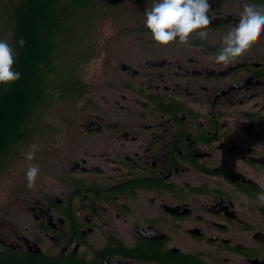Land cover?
Returning a JSON list of instances; mask_svg holds the SVG:
<instances>
[{"label":"flooded vegetation","instance_id":"af4514ba","mask_svg":"<svg viewBox=\"0 0 264 264\" xmlns=\"http://www.w3.org/2000/svg\"><path fill=\"white\" fill-rule=\"evenodd\" d=\"M210 2L206 39L162 47L153 0H121L129 57L68 133L41 130L35 185L0 201V264H264V35L217 64L243 0Z\"/></svg>","mask_w":264,"mask_h":264},{"label":"trees","instance_id":"16d2710c","mask_svg":"<svg viewBox=\"0 0 264 264\" xmlns=\"http://www.w3.org/2000/svg\"><path fill=\"white\" fill-rule=\"evenodd\" d=\"M120 6L121 0H0V38L16 47L15 67L22 73L18 82L0 86V174L12 165L28 168L18 156L36 142L41 118L58 101L88 93L84 39L95 27L96 11L115 14ZM20 37L23 48L16 44Z\"/></svg>","mask_w":264,"mask_h":264},{"label":"clouds","instance_id":"9594fccd","mask_svg":"<svg viewBox=\"0 0 264 264\" xmlns=\"http://www.w3.org/2000/svg\"><path fill=\"white\" fill-rule=\"evenodd\" d=\"M210 0H153L151 8L144 10L143 26L152 42L167 47L172 44L191 46L193 35L202 40L209 35L208 26L212 23ZM264 35V0H243L239 15L228 27L215 54V62L222 64L234 58L246 46ZM19 48L26 45L23 37L18 38ZM18 52L7 39L0 38V86L8 87L18 82L22 73L15 67ZM37 148V145H32ZM33 153L27 155L32 160ZM37 164H30L25 171L27 187L32 188L39 177ZM264 174V173H262ZM264 200V186L257 194Z\"/></svg>","mask_w":264,"mask_h":264},{"label":"rangeland","instance_id":"374dc122","mask_svg":"<svg viewBox=\"0 0 264 264\" xmlns=\"http://www.w3.org/2000/svg\"><path fill=\"white\" fill-rule=\"evenodd\" d=\"M128 5H130V2ZM106 10L107 8L101 7V10L96 11L95 27L93 31L86 35L84 46L82 47L90 58L82 69V73H85L86 83H89V92L84 97H99L100 100L103 99V97L100 96H102L103 90L106 89L107 82L111 79H116L119 76V64L126 62L129 57H127L129 52L121 51L119 40L114 39L115 32L121 31V22L125 21L127 17H123L119 14L120 8L114 11L115 14H109ZM131 23L133 22H130L127 25L130 26ZM140 35L141 34L138 32L134 34L132 33L129 37H126V41L132 40L130 37H135V40L131 42V47L135 44V41H142L141 45H143V41L149 40V38L145 37L144 39H136V37H139ZM144 46L149 48L146 45ZM117 52H121V54H116ZM141 58L145 59V56H141ZM85 107H87V103H84V101L82 102L81 100L74 99L69 101H58L55 104V108H53L54 110L46 113V115L41 118V125L43 126L41 129L43 130V133L50 134L51 131L48 129L55 126L58 128L57 130L61 131L62 129H60V127H64L63 133H68L72 125L76 124L78 119L84 117V111H86ZM45 140L46 136L43 134V137H37L36 142L31 144V146L29 144L24 146L22 152L18 156V160H26L28 153L31 151L34 157L31 161H38L41 155L39 153L42 145L41 142ZM32 145H37V148L33 149ZM71 152H75L73 155H70L73 160L79 157L77 150ZM49 153H52V151H49ZM25 166L24 164L19 166L12 165L5 173L0 174V201L5 202L7 201L6 199L10 197L6 198L13 186L21 181L18 178L25 175L27 168ZM60 174L61 172L57 169L53 170L54 176H51L53 177L52 181H59L58 176ZM41 177H46V175H41Z\"/></svg>","mask_w":264,"mask_h":264}]
</instances>
